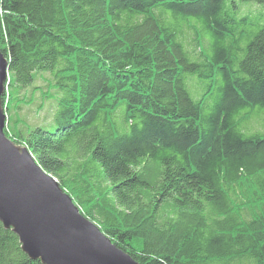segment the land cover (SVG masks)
Returning a JSON list of instances; mask_svg holds the SVG:
<instances>
[{"label": "trees", "instance_id": "1", "mask_svg": "<svg viewBox=\"0 0 264 264\" xmlns=\"http://www.w3.org/2000/svg\"><path fill=\"white\" fill-rule=\"evenodd\" d=\"M253 3L0 0L6 136L139 264H264ZM0 264H41L1 222Z\"/></svg>", "mask_w": 264, "mask_h": 264}, {"label": "water", "instance_id": "2", "mask_svg": "<svg viewBox=\"0 0 264 264\" xmlns=\"http://www.w3.org/2000/svg\"><path fill=\"white\" fill-rule=\"evenodd\" d=\"M8 60L0 52V222L41 264H139L87 219L71 196L5 134L2 96Z\"/></svg>", "mask_w": 264, "mask_h": 264}, {"label": "rangeland", "instance_id": "3", "mask_svg": "<svg viewBox=\"0 0 264 264\" xmlns=\"http://www.w3.org/2000/svg\"><path fill=\"white\" fill-rule=\"evenodd\" d=\"M254 4V6H256V7H258V9H262L263 11H264V4H258V3H253ZM45 116H47V110L45 111V115L44 114H40L39 115V118H40V123H39V125L41 124V125H43V120H45V119H48L47 117H45Z\"/></svg>", "mask_w": 264, "mask_h": 264}]
</instances>
